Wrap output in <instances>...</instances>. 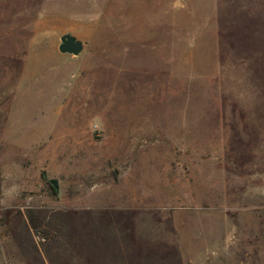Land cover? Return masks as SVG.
<instances>
[{"label":"rangeland","instance_id":"374dc122","mask_svg":"<svg viewBox=\"0 0 264 264\" xmlns=\"http://www.w3.org/2000/svg\"><path fill=\"white\" fill-rule=\"evenodd\" d=\"M93 186L149 264H264V0H0V225L78 232Z\"/></svg>","mask_w":264,"mask_h":264},{"label":"crops","instance_id":"0c3cea01","mask_svg":"<svg viewBox=\"0 0 264 264\" xmlns=\"http://www.w3.org/2000/svg\"><path fill=\"white\" fill-rule=\"evenodd\" d=\"M98 189L93 186L87 194L79 195L78 207L81 212L86 211L85 227L78 232L51 230L55 240L52 237L46 239L31 228L22 213L4 215L0 225V264H149L150 230L127 227V220L132 219V215L130 217L126 212L136 208L133 196L123 193L120 197L110 190ZM104 211H123L121 216H115V220H122L123 226L104 228L101 222L111 217ZM76 237L79 243L73 250L71 239ZM72 255L77 256L73 262L78 263L72 262Z\"/></svg>","mask_w":264,"mask_h":264},{"label":"water","instance_id":"95a60500","mask_svg":"<svg viewBox=\"0 0 264 264\" xmlns=\"http://www.w3.org/2000/svg\"><path fill=\"white\" fill-rule=\"evenodd\" d=\"M58 49L62 53L77 55L83 49V42L70 33H64L60 36V43L58 44ZM49 182L54 187L58 188L57 179L51 178L49 179Z\"/></svg>","mask_w":264,"mask_h":264}]
</instances>
